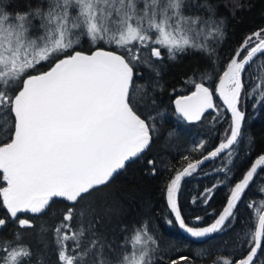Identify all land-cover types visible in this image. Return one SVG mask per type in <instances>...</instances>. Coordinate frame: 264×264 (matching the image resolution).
I'll return each instance as SVG.
<instances>
[{
	"label": "snow or ice",
	"instance_id": "snow-or-ice-1",
	"mask_svg": "<svg viewBox=\"0 0 264 264\" xmlns=\"http://www.w3.org/2000/svg\"><path fill=\"white\" fill-rule=\"evenodd\" d=\"M232 5L234 16L242 5L239 0H232ZM219 6L211 0H36L34 5L29 0L23 10L10 11L8 0H0V183L5 185L0 187V201L7 210L0 228L7 225L8 217L18 221L11 239L0 238V264H194L190 256L166 258L148 221L131 228L122 224L121 231L127 234L119 244L109 239V227L122 209L116 195L104 189L151 146L157 131L155 117L142 118L138 100L142 98L146 106L149 89L154 91L158 85L155 62L163 59L162 49L169 60L197 52L223 66L214 91L205 86L211 77L201 74L198 81L199 70H194L184 81L194 90L178 95L174 104L184 120L200 121L208 110L220 111L214 104L218 95L231 113L226 130L230 134L201 159L189 162L190 156H184L182 170L174 171L164 161L158 168L155 157L146 159V165L153 175L162 170L170 173L162 195L169 215L174 214L190 237L207 238L235 227L239 203L264 166V153L230 187L222 210L209 211V205L217 187H228L225 181L205 187L192 199L204 212L194 220L214 217L210 224L189 226L179 205L182 182L197 174L205 162L224 150H229L231 160L234 146L243 138L245 113L238 107L242 96L256 94L257 103L264 98V28L245 36L224 63L212 46L222 44L226 34V18H217ZM84 39L92 47L78 50ZM42 64L48 65L46 70H40ZM141 66L152 70L156 79L138 84L141 74L135 69ZM249 84L252 87L245 91ZM251 143L249 138V149ZM205 146L201 140L191 151ZM218 171L228 181L232 170L225 166ZM259 191L264 193V185ZM54 198H63L71 206L55 227L41 221L34 250L31 243L23 242L20 231L35 229L34 222L18 219V214H43ZM255 206V201L247 205L250 210ZM246 223L231 238L232 257H217L211 264H256L257 259L264 264L259 254L264 248V213L254 231L246 229ZM245 242L247 255L236 259ZM228 243L224 241L225 246ZM50 247L55 260L50 258ZM202 254L206 250L197 253Z\"/></svg>",
	"mask_w": 264,
	"mask_h": 264
},
{
	"label": "trees",
	"instance_id": "trees-1",
	"mask_svg": "<svg viewBox=\"0 0 264 264\" xmlns=\"http://www.w3.org/2000/svg\"><path fill=\"white\" fill-rule=\"evenodd\" d=\"M31 2L34 5L36 0H31ZM197 2H201V0H197ZM211 2L220 5L217 8V18H226V34L222 44L212 45L217 47L221 61L226 63L227 54L234 51L245 36L264 28V0H239L242 8L237 9L234 16L230 11L233 6L232 0H211ZM8 3L10 11L17 8L23 10L29 0H8ZM225 4L228 7H225ZM192 12L204 17L209 15L204 10L192 9ZM185 14H189L188 9H185ZM99 46L106 47L103 43ZM91 47L90 42L84 39L78 50L87 51ZM148 51L150 53V49ZM162 57V60L155 62V67L160 71L156 89L154 91L149 89L151 96L147 99L146 106H144L142 98L138 100L141 104L139 111L143 114L142 118L155 117L157 131L153 133L151 146L141 159L128 163L125 169L120 170L108 188L104 189V191L116 195L122 209L120 217L114 219L109 227V239L114 238L119 244L127 234L121 231L122 224L131 228L132 224L148 221L150 231L159 238L160 247L166 252V258L185 255L192 257L194 264H211V261L217 257H232L234 244L231 238L235 232L241 229L242 222H247L246 229L255 230L258 216L264 208V193L259 191V186L264 185V168L255 176L244 193L237 209L239 219L234 222V228L223 234H214L202 241L188 239L179 231L172 214L169 215L161 191L165 178L170 173L162 170L153 175L145 161L155 157L158 168H163L161 161H164L174 171L181 170L186 165L183 160L184 156H190L189 162L195 161L226 139L229 135L226 130L230 127V116L217 95L214 96V104L220 111L217 112L214 108L198 122L184 120L175 110L176 97L188 95L194 90L193 87L184 83L186 78L193 75L194 70H199L196 74L198 81L201 74L211 77L210 80L205 81V86L214 91L215 84L219 80L217 73L222 74L224 70L220 63L213 64L203 54L197 52H189L179 55L176 60H169L166 49H162ZM254 66L255 62L249 66L248 70L252 71ZM47 67V64H42L40 70H46ZM135 71L141 74L136 80L138 84L156 79L155 73L146 66L138 67ZM261 76L264 77V71L261 72ZM251 87V84L247 85L245 91ZM254 104L255 107H253ZM239 108L245 113L242 123L243 138L234 146L236 151L231 160L228 158V150L218 158L205 163L198 169L197 174L183 182L179 205L185 222L189 226L203 227L214 219V217H206L202 222L194 220L195 215H204L203 210L192 203V199L199 192H203L205 187L220 184L221 181L228 183V187L221 185L211 194L209 211L212 209L222 210L226 203V197L230 193V187L242 179L253 160L264 153V98H261L257 103L256 94L252 98L242 96ZM169 133L173 134L170 140ZM249 138L252 141L250 149ZM201 140L206 142L205 148L199 152L191 151ZM225 166L232 170L228 181L225 180V173L218 171ZM205 173H209V175H205ZM2 186L3 183H0V187ZM250 201L256 202V206L251 210L247 207ZM70 206V203L62 199L55 200L43 214L28 217L34 222L35 229L20 230L23 233V242L31 243L33 249L36 250L38 245L36 244L35 231L39 229L41 221H46L48 225L55 227L62 219V212L67 211ZM5 217H7V213L0 201V218ZM169 220L172 223H168ZM17 230L18 221H13L8 217L7 225L0 228V238L11 239ZM224 241H229V243L225 246ZM243 248L244 251L235 253L236 259L247 255L248 245L246 242ZM201 250H206L207 254L197 255ZM49 253L51 254L50 258L55 260V252L51 247ZM259 254L264 257V248L260 250ZM256 264H260L259 259Z\"/></svg>",
	"mask_w": 264,
	"mask_h": 264
},
{
	"label": "water",
	"instance_id": "water-1",
	"mask_svg": "<svg viewBox=\"0 0 264 264\" xmlns=\"http://www.w3.org/2000/svg\"><path fill=\"white\" fill-rule=\"evenodd\" d=\"M218 82H219V80H218ZM218 82H217V83H218ZM217 97H218V99L220 100V102L223 104L222 99H220V97H219L218 95H217ZM223 105H224V104H223ZM224 106H225V105H224ZM238 107H239V105H238ZM225 108H226V106H225ZM213 110H214V109H211V110H208L207 112H209V111H213ZM241 111H242V110H241ZM207 112H206V113H207ZM206 113H205V114H206ZM227 113H228L229 116H230V123H231V113L228 112V111H227ZM188 122H198V121H188ZM241 123H243V121H242ZM229 134H230V133H229ZM218 145H219V144H218ZM218 145H217V146H218ZM217 146H216V147H217ZM230 147H231V146H230ZM213 149H214V148H213ZM213 149H211L210 151H212ZM210 151H209V152H210ZM226 151H228V150H224V152H226ZM224 152H222L221 154H219L218 157H219L220 155H222ZM206 154H207V153H206ZM206 154H204V155H206ZM218 157H217V158H218ZM257 157H258V156H257ZM257 157H256V158H257ZM201 158H202V157H200V158H198V159H201ZM256 158H255V159H256ZM214 159H216V158H214ZM214 159H212V160H214ZM255 159L253 160V162L255 161ZM209 161H211V160H209ZM209 161H207V162H209ZM192 162H194V161H192ZM207 162H205V163H207ZM253 162H252V163H253ZM205 163H204V164H205ZM204 164H203V165H204ZM203 165H202V166H203ZM263 168H264V166H262V168L258 170V173H259ZM181 170H182V169H181ZM182 183H183V182H182ZM250 184H251V182H250ZM243 195H244V194H243ZM5 210H6V209H5ZM6 211H7V210H6ZM261 213H264V208L261 210L260 214H261ZM260 214H259V215H260ZM172 216H173L174 221H175L174 214H172ZM175 223H176V225H177L179 231H180L185 237H187L188 239H191V240H194V241H202V240H205V239L209 238V237H207V238H192V237H190L189 234H187L183 229H181V228L179 227L178 222L175 221ZM257 223H258V219H257L256 225H257ZM209 224H210V223H209ZM256 225H255V228H256ZM213 235H214V234H213ZM210 237H211V236H210Z\"/></svg>",
	"mask_w": 264,
	"mask_h": 264
},
{
	"label": "flooded vegetation",
	"instance_id": "flooded-vegetation-1",
	"mask_svg": "<svg viewBox=\"0 0 264 264\" xmlns=\"http://www.w3.org/2000/svg\"><path fill=\"white\" fill-rule=\"evenodd\" d=\"M5 186V185H4ZM58 199H63V198H58ZM58 199H56V198H54L53 199V201H55V200H58ZM52 201V202H53ZM65 201V200H64ZM67 202V201H66ZM51 204V203H50ZM7 213V212H6ZM34 215H36V214H30V213H22V214H18V219L19 218H27V219H29L28 217H31V216H34ZM10 218V217H9ZM11 219V218H10ZM12 220V219H11Z\"/></svg>",
	"mask_w": 264,
	"mask_h": 264
}]
</instances>
